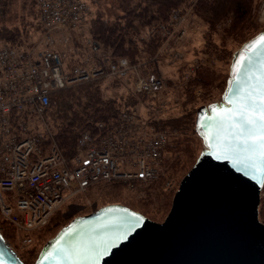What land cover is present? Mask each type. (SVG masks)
<instances>
[{"label": "built area", "instance_id": "obj_1", "mask_svg": "<svg viewBox=\"0 0 264 264\" xmlns=\"http://www.w3.org/2000/svg\"><path fill=\"white\" fill-rule=\"evenodd\" d=\"M47 33L76 29L90 8L83 0H37ZM259 20L264 23V0ZM177 28L185 17L173 12ZM93 50L97 46L92 44ZM102 76L129 83L134 92L156 96L164 79L143 74L140 65L118 58L99 66L89 58L66 66L53 48L0 45V216L17 232V253L33 242L64 203L99 182L119 181L146 188L156 181L171 135L121 111L110 124L84 131L71 158L63 155L45 121L51 94ZM264 197V191L261 192Z\"/></svg>", "mask_w": 264, "mask_h": 264}, {"label": "water", "instance_id": "obj_2", "mask_svg": "<svg viewBox=\"0 0 264 264\" xmlns=\"http://www.w3.org/2000/svg\"><path fill=\"white\" fill-rule=\"evenodd\" d=\"M261 37L264 30L232 53L220 101L196 109L194 131L203 148L162 222L125 205H105L60 228L33 264H264V159L226 151L222 139L223 116L235 108L239 90L246 94L264 77ZM77 249L102 254L90 262L78 259ZM0 264H25L1 233Z\"/></svg>", "mask_w": 264, "mask_h": 264}, {"label": "trees", "instance_id": "obj_3", "mask_svg": "<svg viewBox=\"0 0 264 264\" xmlns=\"http://www.w3.org/2000/svg\"><path fill=\"white\" fill-rule=\"evenodd\" d=\"M15 1L0 0V45L22 46L30 38L29 27L34 26L36 31L40 30L37 0H34L36 7L34 19L36 20L32 23L27 22L23 26L24 30L21 28L22 25L8 23L10 20L18 19L12 10ZM111 1L113 3L112 10H116L117 13L110 9L109 17L105 18L103 13L98 11L93 18L89 19V22L86 21L89 37L86 43L78 45L79 50L72 51L68 56L62 51L61 56L66 66L75 65L85 58H89L90 62L99 66L107 65L110 61H115L118 58H126L133 65L144 64L147 66L143 69V74L158 76L156 63L152 58L165 39L164 31L170 24L172 13H183L190 7L193 17L198 18L205 25L204 48L200 51L202 55L214 57L217 61L228 62L232 52L226 48L227 41L232 39L240 46L254 35L253 31L256 30L257 23L256 11L261 0ZM217 35L221 41L220 45L214 41V37ZM92 44L97 46L96 50H93ZM214 73L210 67L203 66L187 86H201L209 89L208 87L214 85V79H216ZM99 81L76 83L56 90L50 96V105L45 113V120L52 131L54 141L67 158H71L75 154L76 143L82 132H94L98 124L112 123L121 111L131 110L137 102L132 95L105 97L102 84ZM113 81L122 83L117 79ZM137 95L143 94L137 93ZM195 111V107H190L176 117H160L150 120L157 130L168 131L171 135L163 160L164 167L168 166L164 168L165 171L171 169L177 173L182 170L185 163L191 161L194 153L191 144L192 135L195 134L193 129ZM163 177L165 178L164 174L160 175L156 181L142 189L145 194L143 197L145 204H132L127 196L126 184L119 181L96 183L78 196L96 192L102 199H106L104 205H126L154 221H159V217H162L165 209L170 206L167 194L162 196L165 192L160 191L164 185ZM263 202L264 198L262 197L259 205V217L264 223ZM150 204L156 207L153 214L148 209ZM60 210L56 211L49 222L34 234V244L19 253L20 259L25 264H32L37 257L39 248L37 249L36 242L43 241L44 233L59 226L63 227L68 223V221L61 222L60 217L57 216ZM59 222L61 223L59 224ZM0 231L8 242L16 236L14 228L1 216Z\"/></svg>", "mask_w": 264, "mask_h": 264}, {"label": "rangeland", "instance_id": "obj_4", "mask_svg": "<svg viewBox=\"0 0 264 264\" xmlns=\"http://www.w3.org/2000/svg\"><path fill=\"white\" fill-rule=\"evenodd\" d=\"M83 1H85L90 8V14L87 18L88 22L90 18H93L98 13V11L102 12L105 18L109 17L108 12L110 9L111 11H114V13H117L116 10H112L113 3L111 0ZM262 2L263 0L259 2L257 7V23L256 30L253 31V36L264 30V23L259 20V13H261L260 9ZM20 7L23 8L21 9ZM35 8L36 7L34 6V0H16L12 10L13 13L17 15L18 19L16 21L10 20L8 23H16L20 26L22 25L21 28L22 30H24L23 26L26 25L27 22L32 23L34 20H36L34 19V17L36 16ZM190 10L191 7L183 11V13L179 12L185 17V20L182 21L180 26H177V28L172 25L174 21H170L169 26L164 31L165 39L152 58V60L156 63L158 74L164 79V87L156 96L151 97L145 94L137 95V93L134 92L129 83H115L113 81L114 79L111 77L102 76L99 78H94L88 82L100 80L99 82H101L102 84L101 87L103 89V95L107 98L120 97L122 95H132L133 97H135L137 102L135 106L128 111L134 112L136 121L146 122L150 125L151 119H157L160 117H176L182 114V112H184L186 108L195 107L197 109L201 105L220 101L221 94L225 88L226 80L228 77L231 57L229 58L228 62H226L217 61L214 57H210L208 55H202L200 51H202L204 48L203 33L205 32V25L198 18L193 17ZM86 21L76 29L54 30L50 33H47L45 30H43L42 27H40V30L37 31L34 26L29 27L28 32H30V38L25 41L26 44L23 43V46L24 48H31L36 51L44 48H53L58 53H60V55L62 54V51H64V53L68 56L72 53V51H78L80 48L78 47V45H83L88 40V24L86 23ZM214 41L218 45H220L221 43L218 35L214 37ZM227 42L228 43L226 48L232 53L243 44L242 43L239 46L232 39H229ZM203 66L210 67L211 70L215 72L214 74L216 76V79H214V85H210L208 87L209 89L201 86H187V84L193 79L197 71ZM146 67L147 66H145L144 64H141L140 70L143 72V69ZM69 86L70 85H68L67 87ZM192 137L193 141L191 147L194 149V153L192 155L191 161L187 162V164L185 163L181 171H178L177 173L173 172L171 169H166L165 171L164 168L168 166L164 167V165H162L160 175L164 174L165 178L163 177L162 179L164 185L161 187L160 191L165 192L162 196H165V194H167V200H170V206L169 208H166L167 210L165 209L163 216L165 215V213L167 215L168 211L170 210L172 198L178 188L180 180L191 169V166H193L192 164L195 163L199 153L203 148L201 140L196 135V133L192 135ZM127 191V196L131 200L132 204L146 203L143 200L145 194L143 193L141 187L138 186L134 189L127 187ZM262 191H264V187L262 188ZM105 202L106 199H102L100 197V194L96 192H88L82 196L76 195L64 203V205L60 208L61 210L58 212L57 216L60 217L61 222L65 223L68 221L69 223L73 218L77 216L89 214L99 209L100 207L105 206ZM155 208L156 207L152 204L148 206V209L152 214L155 213L153 211L155 210ZM166 215L164 217H159L160 220L156 222H162ZM149 216L151 217V215ZM61 222H59V224ZM59 227L54 228L47 233H44L42 242H36V247L37 249L39 248V251L45 244V242L60 230L59 229L56 232ZM15 235V238H12L10 239V242H7L12 244L14 248H17L18 241L16 239V231ZM33 244L34 236L32 244L28 247H25L24 249H19L18 253H21L23 250L30 248Z\"/></svg>", "mask_w": 264, "mask_h": 264}, {"label": "snow or ice", "instance_id": "obj_5", "mask_svg": "<svg viewBox=\"0 0 264 264\" xmlns=\"http://www.w3.org/2000/svg\"><path fill=\"white\" fill-rule=\"evenodd\" d=\"M260 39L264 41V37ZM244 92L243 88L239 90L234 101L235 108L228 109L223 116L222 127L226 135L222 139L228 142L226 151L246 153V159L251 161L257 157L264 159V77L258 78L257 84L252 85L246 94ZM229 128L231 131H228ZM100 254L102 252L76 250L78 259L90 262H94Z\"/></svg>", "mask_w": 264, "mask_h": 264}, {"label": "bare ground", "instance_id": "obj_6", "mask_svg": "<svg viewBox=\"0 0 264 264\" xmlns=\"http://www.w3.org/2000/svg\"><path fill=\"white\" fill-rule=\"evenodd\" d=\"M261 198H262V196H261Z\"/></svg>", "mask_w": 264, "mask_h": 264}]
</instances>
